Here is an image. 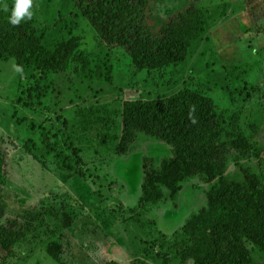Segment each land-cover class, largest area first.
Returning a JSON list of instances; mask_svg holds the SVG:
<instances>
[{"label": "rangeland", "instance_id": "1", "mask_svg": "<svg viewBox=\"0 0 264 264\" xmlns=\"http://www.w3.org/2000/svg\"><path fill=\"white\" fill-rule=\"evenodd\" d=\"M193 6L207 18L208 31L187 60L140 72L124 50L108 48L71 0H32L46 44L70 40L75 58L66 71L38 80L34 69L17 72L15 59L0 58V174L8 202L0 233L9 219L24 224L40 215L11 250L0 246V264H194L168 251L188 219L208 206L212 185L187 179L175 197L165 190L158 204L141 206L145 158L160 166L172 148L140 134L126 155L116 153L124 101L190 87L214 98L225 120L223 140L243 133L264 158V0H151L148 23L160 28ZM81 54L89 61L79 62ZM98 65L104 79L89 73ZM93 106L102 121L79 114ZM241 166L264 173L255 155L232 154L228 175L243 179ZM55 237L64 242L59 260L46 248ZM250 247L264 264L263 253Z\"/></svg>", "mask_w": 264, "mask_h": 264}, {"label": "trees", "instance_id": "2", "mask_svg": "<svg viewBox=\"0 0 264 264\" xmlns=\"http://www.w3.org/2000/svg\"><path fill=\"white\" fill-rule=\"evenodd\" d=\"M71 1L108 48L124 50L140 72L163 70L185 62L193 45L208 31V20L197 6L175 14L155 28L148 23L151 0ZM14 6H3L0 0V58L15 59L22 69H34L36 80L66 71L75 58L74 43L64 39L48 46L46 34L34 18L13 26L9 17ZM77 60L85 63L89 58L81 54ZM89 73L104 79L100 65ZM96 111L93 106L79 114L98 116L97 120L102 121ZM121 119L118 155H126L140 134L164 141L172 148V156L160 166L154 158H145L141 206L158 204L165 190L175 197L187 179L198 177L212 185L207 193L208 206L188 219L168 252L175 253L183 263L191 260L194 264H261L250 244L264 255V173L241 166L240 180L228 175L227 169L232 154L245 158L255 155L261 163L264 158L243 133L223 140L225 120L214 98L185 87L161 98L126 100ZM4 184L0 174V222L8 209ZM66 215L62 222L68 228L72 219ZM39 217L31 222L39 221ZM31 222L23 224L19 218L9 219L0 233V246L11 250L31 229ZM46 248L53 259L59 260L64 252L63 239L53 238ZM102 264L120 263L110 260ZM133 264L146 263L139 260Z\"/></svg>", "mask_w": 264, "mask_h": 264}, {"label": "clouds", "instance_id": "3", "mask_svg": "<svg viewBox=\"0 0 264 264\" xmlns=\"http://www.w3.org/2000/svg\"><path fill=\"white\" fill-rule=\"evenodd\" d=\"M32 0H16L15 6L9 17V22L13 26H18L22 21L30 20L33 16ZM17 72H22L23 69L19 66L16 68Z\"/></svg>", "mask_w": 264, "mask_h": 264}]
</instances>
